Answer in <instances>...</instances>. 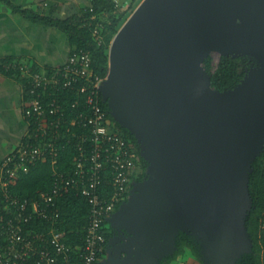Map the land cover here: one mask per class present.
Returning <instances> with one entry per match:
<instances>
[{"label":"water","instance_id":"95a60500","mask_svg":"<svg viewBox=\"0 0 264 264\" xmlns=\"http://www.w3.org/2000/svg\"><path fill=\"white\" fill-rule=\"evenodd\" d=\"M246 50L261 65L235 88H215L209 53ZM109 57L104 100L143 134L151 166L109 218L132 229L123 263L145 264L154 248L172 253L177 227L198 234L203 253L229 260L249 238L247 176L264 148V0H142Z\"/></svg>","mask_w":264,"mask_h":264},{"label":"built area","instance_id":"2783aa9c","mask_svg":"<svg viewBox=\"0 0 264 264\" xmlns=\"http://www.w3.org/2000/svg\"><path fill=\"white\" fill-rule=\"evenodd\" d=\"M94 35L102 42L100 27ZM9 66L19 67L29 84L23 108L29 129L12 151L0 157L5 200L4 211L0 210V264H103L109 218L127 201L140 160L136 147L117 130L103 106L101 86L107 76L94 71L85 49L73 50L63 65L52 69H34L25 62ZM65 93L73 95L70 109ZM73 137L78 138L73 167L60 170L64 141ZM48 160L53 167L51 189L39 191L35 198L11 191L21 172ZM73 192L90 205L84 240L75 245L57 225L58 202Z\"/></svg>","mask_w":264,"mask_h":264},{"label":"trees","instance_id":"16d2710c","mask_svg":"<svg viewBox=\"0 0 264 264\" xmlns=\"http://www.w3.org/2000/svg\"><path fill=\"white\" fill-rule=\"evenodd\" d=\"M138 1L141 0H129V4L127 1H120L117 4L115 0H90V5L86 7L85 11L65 19L37 14L30 9L18 7L16 9L24 13L25 16L62 29L67 34L73 47L72 51L85 49L90 52L94 71L106 77L109 73L111 43L126 12L131 10ZM126 4L128 5L126 6ZM96 27H100L103 35L102 42H99L94 35ZM208 61L209 57L207 56L205 62ZM258 63L259 61L253 55L225 53L221 54L214 71L209 68V64H205V67L211 74L212 85L215 88L231 90L245 80L261 62ZM38 68L40 67H34V69ZM1 69L5 71L4 63L1 64ZM8 73L20 75V70L10 68ZM23 85L27 91L29 84L25 78H23ZM66 93L63 96L65 97L66 107L70 109L71 101H69V98L73 95L66 96ZM102 103L105 109L108 110L109 117L113 120L117 130L123 134L130 144H135L140 155L137 173L133 175L134 180L139 182L147 179L150 161L143 155L141 141L134 132L116 120L110 111L108 101ZM77 140V137H73L71 142L64 141L65 147L61 150L59 156L60 170L68 171L73 167V158L77 154L75 148ZM52 173L51 161H40L29 172L20 173L11 184V191L23 197L35 198L39 191L51 189L54 178ZM130 186L132 188L133 184ZM247 188L251 205L244 215V227L250 239V248L244 251L234 264H264V148L251 163L247 176ZM105 192L107 194L111 193V188L109 187ZM58 204L61 212L60 221L57 223L59 229L69 243L74 245L82 243L85 237L84 228L89 217L90 205L88 201L73 192L62 197ZM4 205L5 200L0 190V210ZM119 207L120 205L117 206V208ZM8 212L11 213L10 210ZM47 225H50V223L47 222ZM188 252L201 264H212L207 262L201 240L185 230L177 232L175 250L161 257L158 264H171L180 255Z\"/></svg>","mask_w":264,"mask_h":264},{"label":"crops","instance_id":"0c3cea01","mask_svg":"<svg viewBox=\"0 0 264 264\" xmlns=\"http://www.w3.org/2000/svg\"><path fill=\"white\" fill-rule=\"evenodd\" d=\"M89 5L90 0H0V157L12 151L29 129L23 114L25 77L8 73L10 68L19 69L9 65L25 62L52 69L63 65L73 49L62 29L25 16L16 7L65 19Z\"/></svg>","mask_w":264,"mask_h":264},{"label":"rangeland","instance_id":"374dc122","mask_svg":"<svg viewBox=\"0 0 264 264\" xmlns=\"http://www.w3.org/2000/svg\"><path fill=\"white\" fill-rule=\"evenodd\" d=\"M141 1H138L137 3H135L133 8L131 10H129L128 12H126L125 16L123 17V19H122V21H121V23L119 25V29L122 27V25L125 23V21L131 16V14L133 13V11L136 9V7L139 5V3ZM127 3L129 4V0H127ZM241 53L253 55L254 58H256L257 61H259V63L261 62V60L259 59V56H257V54L253 53L252 51L246 50V51H242ZM220 56H221L220 52L212 51L208 55L209 61L207 63L204 62V65L205 64L206 65L209 64L208 65L209 68L212 71H214L216 69V67H217V63H218V61L220 59ZM260 65H261V63H260ZM257 67H255V68H257ZM112 113H113L114 116H118V110L116 109L115 106H114V108H112ZM133 131H135L138 134L137 136H138L139 141H142L144 147H146L147 142H145V140L143 139L144 138L143 134L137 132L134 129H133ZM131 145L135 146L134 143H131ZM145 156L147 158V156H149V155L146 154ZM150 168H151V166L149 165V170H150ZM133 193L134 192H132V194H131V192H129L128 198L130 196L132 197ZM250 205H251V198L248 197L247 204L244 206V210H243L244 213L248 210ZM244 213H242V216L244 215ZM183 229L184 228H182V227H177L176 228V232H178L179 230H183ZM117 230H119L121 232V234H123V236L120 237L118 235L117 237L114 238L113 246L108 250L107 254H103V256H102L103 258L101 257L102 261H103V264H124L123 263V258H124L123 249H124L125 246H127L125 244L126 240L127 241L132 240V232H131L132 229H130L129 226H125V228H122V229L117 228ZM189 232H191V231H189ZM192 234L196 235L197 237L199 236L196 233H192ZM245 238H246V240H244V238L242 239L243 241H246L245 244L243 243V244L238 245L236 250L235 249L233 250V251H235V253L234 254L232 253L233 256L229 260L228 259H222V260L219 259L218 260V257H216V256H214L212 254H209L210 253L209 252V248L206 247L207 249H205V253L204 254H205V257L207 258V262L212 263V264H234L237 261V259L239 258L240 254L244 250L250 248V240H249L248 237H245ZM162 252H163V250L161 248L160 249L154 248L150 252L144 253L141 256L144 258L145 264H146V262H147L146 260H148V258H151L154 255V258L152 259L150 264H157L158 260H160V258L162 256L168 254V252H166V253H162ZM146 257H147V259H146ZM143 258H142V261H143ZM137 260L138 259H136L135 257H130L126 261V264H138ZM140 264H143V263H140ZM171 264H201V263L191 253L188 252V253H185L184 255H180L179 258L175 259V261L172 262Z\"/></svg>","mask_w":264,"mask_h":264},{"label":"flooded vegetation","instance_id":"af4514ba","mask_svg":"<svg viewBox=\"0 0 264 264\" xmlns=\"http://www.w3.org/2000/svg\"><path fill=\"white\" fill-rule=\"evenodd\" d=\"M119 210V208L117 209ZM116 210V211H117ZM122 237L123 234H121V232L119 230H117V227L115 228L114 226L111 225V223L109 224V227L107 228V232H106V241H105V249L103 251V254H107L108 250L113 246L114 244V238L117 236ZM103 256V255H102ZM103 258V257H102ZM102 260V259H101ZM103 263V261H102Z\"/></svg>","mask_w":264,"mask_h":264}]
</instances>
